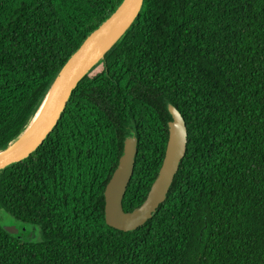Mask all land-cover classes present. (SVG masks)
<instances>
[{"label":"trees","instance_id":"16d2710c","mask_svg":"<svg viewBox=\"0 0 264 264\" xmlns=\"http://www.w3.org/2000/svg\"><path fill=\"white\" fill-rule=\"evenodd\" d=\"M122 1L0 0V151ZM168 105L187 143L166 200L112 229L103 193L124 139L130 212L160 169ZM0 264H264V0H144L43 143L0 172Z\"/></svg>","mask_w":264,"mask_h":264},{"label":"water","instance_id":"95a60500","mask_svg":"<svg viewBox=\"0 0 264 264\" xmlns=\"http://www.w3.org/2000/svg\"><path fill=\"white\" fill-rule=\"evenodd\" d=\"M143 1L123 0L109 18L71 55L40 104L38 110L49 97L34 128L20 139L23 131L4 150H1L0 172L27 159L43 143L56 126L72 91L125 34L138 17ZM124 22L127 24L120 35L106 49L103 48L108 37ZM167 111L171 120L167 124L168 138L160 169L144 201L130 212L123 211L122 200L133 174L137 139L134 135L124 139L122 155L103 193L104 219L106 225L112 229L125 233L136 230L149 221L166 200L179 165L185 156L187 143L186 126L180 112L172 105L167 106ZM5 229L9 233H17L14 227Z\"/></svg>","mask_w":264,"mask_h":264},{"label":"bare ground","instance_id":"6f19581e","mask_svg":"<svg viewBox=\"0 0 264 264\" xmlns=\"http://www.w3.org/2000/svg\"><path fill=\"white\" fill-rule=\"evenodd\" d=\"M127 22H124L121 26H119L109 37L108 39L105 41L103 48H107L119 35L120 33L123 31V29L125 28ZM49 100V97L47 98V100L43 103V105L40 107V109L36 112V114L33 116V118L31 119V121L29 122L28 126L26 127V129L24 130V132L20 135V139L25 137L36 125V123L38 122V120L40 119L46 105L47 102ZM0 155H2V152L0 151Z\"/></svg>","mask_w":264,"mask_h":264},{"label":"rangeland","instance_id":"374dc122","mask_svg":"<svg viewBox=\"0 0 264 264\" xmlns=\"http://www.w3.org/2000/svg\"><path fill=\"white\" fill-rule=\"evenodd\" d=\"M9 227H14V228L17 230V226L14 225L13 223H9V222H8V223L5 224V228H9ZM28 234H29V232L27 233V235H28ZM27 235H26V236H27Z\"/></svg>","mask_w":264,"mask_h":264},{"label":"flooded vegetation","instance_id":"af4514ba","mask_svg":"<svg viewBox=\"0 0 264 264\" xmlns=\"http://www.w3.org/2000/svg\"><path fill=\"white\" fill-rule=\"evenodd\" d=\"M17 232H18V230H17Z\"/></svg>","mask_w":264,"mask_h":264}]
</instances>
